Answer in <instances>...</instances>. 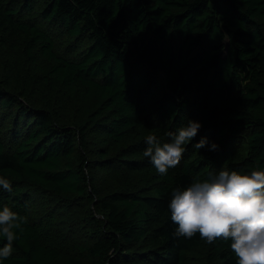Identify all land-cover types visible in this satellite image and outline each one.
<instances>
[{"label": "trees", "instance_id": "1", "mask_svg": "<svg viewBox=\"0 0 264 264\" xmlns=\"http://www.w3.org/2000/svg\"><path fill=\"white\" fill-rule=\"evenodd\" d=\"M189 120L158 174L145 137ZM222 169L264 170V0H0V210L28 218L3 264H236L169 209Z\"/></svg>", "mask_w": 264, "mask_h": 264}, {"label": "clouds", "instance_id": "2", "mask_svg": "<svg viewBox=\"0 0 264 264\" xmlns=\"http://www.w3.org/2000/svg\"><path fill=\"white\" fill-rule=\"evenodd\" d=\"M200 128V123L189 120L169 133L171 140L164 143L150 134L145 137L143 156L150 159L158 174L167 175L169 169L179 165L183 146L196 137ZM208 144L205 137L194 147L200 150ZM209 150H218V145L212 143ZM0 188L11 192V181L0 176ZM169 209L172 222L178 226L175 237L191 239L199 234L208 244L230 242L236 264H264V170L244 174L222 169L206 180H194L183 190H173ZM27 222V216L2 206L0 236L6 238V243L0 247V264L11 257L18 231L22 232Z\"/></svg>", "mask_w": 264, "mask_h": 264}, {"label": "rangeland", "instance_id": "3", "mask_svg": "<svg viewBox=\"0 0 264 264\" xmlns=\"http://www.w3.org/2000/svg\"><path fill=\"white\" fill-rule=\"evenodd\" d=\"M65 41H67V37H61L57 40L58 43H64Z\"/></svg>", "mask_w": 264, "mask_h": 264}]
</instances>
